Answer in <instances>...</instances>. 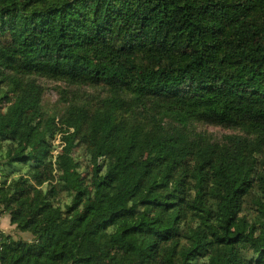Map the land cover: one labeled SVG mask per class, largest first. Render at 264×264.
<instances>
[{
	"label": "trees",
	"instance_id": "16d2710c",
	"mask_svg": "<svg viewBox=\"0 0 264 264\" xmlns=\"http://www.w3.org/2000/svg\"><path fill=\"white\" fill-rule=\"evenodd\" d=\"M1 216L0 264H264V0H0Z\"/></svg>",
	"mask_w": 264,
	"mask_h": 264
},
{
	"label": "rangeland",
	"instance_id": "374dc122",
	"mask_svg": "<svg viewBox=\"0 0 264 264\" xmlns=\"http://www.w3.org/2000/svg\"><path fill=\"white\" fill-rule=\"evenodd\" d=\"M44 84L49 87V93L47 95V98L50 101L55 102L57 100L56 92L53 90V86L55 84H52V83H44ZM200 129L205 130V131L215 135V137H218V138L222 137L223 135H228V134L233 133L229 130H225L222 128H216V127H210V126L201 127ZM0 218H2V216ZM0 227L11 232V234L16 239H21V240H24L26 242H32L33 241V236L30 233H24V232L16 231L15 227L10 228L9 221L6 218H2V220H0Z\"/></svg>",
	"mask_w": 264,
	"mask_h": 264
},
{
	"label": "crops",
	"instance_id": "0c3cea01",
	"mask_svg": "<svg viewBox=\"0 0 264 264\" xmlns=\"http://www.w3.org/2000/svg\"><path fill=\"white\" fill-rule=\"evenodd\" d=\"M2 218H6V219L9 221V219H8L6 216H2ZM2 218H0V220H2ZM9 225H10V222H9ZM10 228H13V227L10 225ZM0 231L4 232V233H6V234H11V232H9V231L3 229L2 227H0ZM11 235H12V234H11Z\"/></svg>",
	"mask_w": 264,
	"mask_h": 264
}]
</instances>
